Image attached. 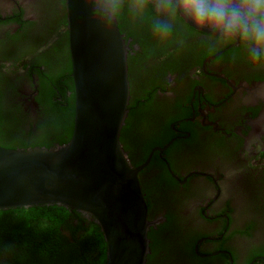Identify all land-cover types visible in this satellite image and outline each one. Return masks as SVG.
<instances>
[{
  "label": "flooded vegetation",
  "instance_id": "1",
  "mask_svg": "<svg viewBox=\"0 0 264 264\" xmlns=\"http://www.w3.org/2000/svg\"><path fill=\"white\" fill-rule=\"evenodd\" d=\"M155 4L114 0L128 47L120 140L154 222L146 264H264V62ZM67 24L65 0H0V131L14 148L71 136ZM67 210L59 229L77 237L93 220Z\"/></svg>",
  "mask_w": 264,
  "mask_h": 264
},
{
  "label": "water",
  "instance_id": "2",
  "mask_svg": "<svg viewBox=\"0 0 264 264\" xmlns=\"http://www.w3.org/2000/svg\"><path fill=\"white\" fill-rule=\"evenodd\" d=\"M74 84L69 140L53 147L0 145V210L56 204L91 218L105 264H146L148 218L138 173L120 135L129 103L128 47L113 0H65Z\"/></svg>",
  "mask_w": 264,
  "mask_h": 264
},
{
  "label": "trees",
  "instance_id": "3",
  "mask_svg": "<svg viewBox=\"0 0 264 264\" xmlns=\"http://www.w3.org/2000/svg\"><path fill=\"white\" fill-rule=\"evenodd\" d=\"M67 114V119L72 120L66 126L69 136L73 126V109ZM8 135L0 131V145L16 147L9 145L12 140ZM36 145L50 147L52 144L40 142L30 147ZM67 209L56 204L1 209L0 264H104L106 245L94 221L77 237H74L75 232L71 238L59 229V222H64L68 216ZM150 257L153 255L147 258Z\"/></svg>",
  "mask_w": 264,
  "mask_h": 264
},
{
  "label": "clouds",
  "instance_id": "4",
  "mask_svg": "<svg viewBox=\"0 0 264 264\" xmlns=\"http://www.w3.org/2000/svg\"><path fill=\"white\" fill-rule=\"evenodd\" d=\"M155 7L216 34L226 43H240L251 53L253 63L264 62V0H156ZM170 27L158 24L164 34Z\"/></svg>",
  "mask_w": 264,
  "mask_h": 264
}]
</instances>
